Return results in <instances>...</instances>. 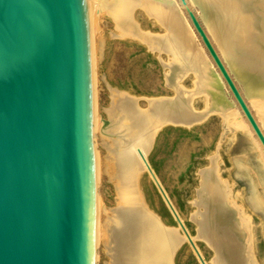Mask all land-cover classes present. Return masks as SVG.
Wrapping results in <instances>:
<instances>
[{"label":"water","instance_id":"water-1","mask_svg":"<svg viewBox=\"0 0 264 264\" xmlns=\"http://www.w3.org/2000/svg\"><path fill=\"white\" fill-rule=\"evenodd\" d=\"M180 2L264 148L198 20ZM95 19L91 0H0V264H96Z\"/></svg>","mask_w":264,"mask_h":264},{"label":"bare ground","instance_id":"bare-ground-1","mask_svg":"<svg viewBox=\"0 0 264 264\" xmlns=\"http://www.w3.org/2000/svg\"><path fill=\"white\" fill-rule=\"evenodd\" d=\"M91 1L96 15L93 35L98 30L99 15L105 10L121 36H134L157 53L165 69V81L174 93L172 97L148 99L144 109L121 97L122 100L108 110V120L103 121L95 110L97 89L92 40L93 130L94 134L97 132L104 137L102 141L115 170L113 179L119 195L116 215H109L103 209L97 195L96 243L118 244L114 264H171L172 254L182 240L173 229L164 228L151 216L156 223L153 232L157 234L162 257L152 255L146 246L150 247L153 240L142 236L145 221L141 215L145 207L137 179L155 132L164 124L187 126L210 113L217 115L222 120L223 133L229 134L227 141L235 143L237 151L249 149L254 154L257 174L252 178L258 181L251 183L246 179V184L250 190L247 202L256 211L264 210L258 190L263 184L264 192V148L180 0L176 5L163 4L162 0ZM185 3L264 136V0H185ZM136 8L154 19L163 28V34L138 30L132 21ZM190 35L196 37L191 48L188 46ZM187 75L193 78L190 89L182 84ZM196 100L203 105L199 111L194 108ZM217 158L215 155L210 167L203 172L193 202L196 211L191 217L197 225V237L213 250L211 264H257L251 246L253 225L234 201L230 185L220 175ZM234 163L235 176L243 178L246 167L240 159ZM96 164L98 176L97 152Z\"/></svg>","mask_w":264,"mask_h":264},{"label":"rangeland","instance_id":"rangeland-1","mask_svg":"<svg viewBox=\"0 0 264 264\" xmlns=\"http://www.w3.org/2000/svg\"><path fill=\"white\" fill-rule=\"evenodd\" d=\"M161 2L166 5H176L179 1L162 0ZM105 13L104 10L99 15L98 30L92 37L97 89L95 110L103 121L108 120L107 112L111 106L117 105L122 98L144 109L147 107L148 99L172 97L174 94L165 81V69L157 53L152 52L142 40L134 36H121L115 30L111 18ZM132 21L138 30L156 35L164 32L154 19L149 18L138 8L134 11ZM195 39L196 37L189 36L190 48L195 45ZM191 80H193L192 75H187L182 80L183 86L192 88ZM202 106V102L196 100L194 108L199 111ZM221 127L222 120L212 113L203 120L190 122L187 126L164 124L155 132L145 156L152 174H148L144 167L139 172L137 188L145 207L141 215L145 221L143 226L145 232L142 236L153 240L151 246L146 248L156 257L163 256V251L158 249L157 234L153 232L156 223L151 216L156 218L164 228L173 229L182 238L172 254L171 264H200V262L184 240L151 177L153 176L164 191L204 264H211L213 250L205 241H202L203 239L197 237V225L191 216L196 211L193 202L202 174L210 167L209 163L215 155L218 156L216 164L219 167V173L230 185L234 201L241 206L253 225H251L253 258L257 264H264V210L256 211L247 202L250 190L246 179L251 183L255 182L256 179L252 178V175L257 174L256 160L249 149L237 151L235 143L227 141L229 134L223 133ZM102 139L104 140L103 135L95 132L94 140L98 156L97 193L103 209L109 215H116L119 205L118 186L113 179L115 170L108 159L107 148ZM106 141L109 143V139ZM236 159H240L246 167H243L245 171L242 173L243 178L235 176L237 166L234 161ZM262 186L263 184L259 185L258 190L259 197L264 203ZM103 243L99 241L97 244L96 264H114L115 248L117 249L118 244Z\"/></svg>","mask_w":264,"mask_h":264}]
</instances>
